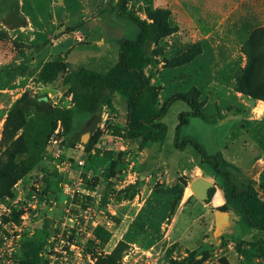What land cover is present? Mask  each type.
Instances as JSON below:
<instances>
[{"label": "rangeland", "instance_id": "obj_1", "mask_svg": "<svg viewBox=\"0 0 264 264\" xmlns=\"http://www.w3.org/2000/svg\"><path fill=\"white\" fill-rule=\"evenodd\" d=\"M115 1L0 0V168L11 158L8 147L18 146L20 131L6 121L15 101L45 95L52 107L72 109V96L65 85L68 70L83 67L104 73L117 60L118 49L108 41L116 28L126 32L125 38L134 37L136 26L116 16ZM50 2L53 19L49 12L46 19L44 8L49 11ZM21 34H32L34 38L25 42ZM245 40L240 48L243 54ZM45 42L49 46L46 62L40 48ZM150 50L154 51L153 61L143 67V72L149 84L159 89L156 108L173 94L191 92L195 88L190 84L192 76L199 85L206 82L207 90L205 86L198 89L197 97L202 118H191L181 127L178 142L191 141L207 158L226 149L224 154L242 170L232 172L237 191L243 189L248 178L263 184L264 173L257 176L254 170H248V165L264 154V101L259 100L254 107L251 123L240 115L218 122L229 113H244L242 103L232 104L234 99L247 98L235 90L241 67L230 73L195 75L172 66L183 55L192 54L194 46L167 54L160 40ZM33 51L38 52L37 56L31 54L27 59L38 58V64L30 72L29 85H18L17 54L26 56ZM47 63H58L61 73L54 79V74L47 73L45 82L39 73ZM211 79L233 88L227 90L233 98L219 90H209ZM113 101L101 108L92 133L85 132L91 121L87 115H77L68 134L58 124L40 164L20 176L9 194L0 197L5 208L0 210V221L8 223L12 231L15 226L21 228L15 232L20 236L18 260L25 243L34 239L42 244L40 264L263 263L264 236L249 229L239 202L225 201L228 189L222 179L208 164L201 163L191 145L182 149L173 145L177 115L187 110L185 104L171 105L161 121L166 132L141 150L137 141L128 142L124 137L126 116L120 114L123 98L114 95ZM106 112L114 114V120L106 117ZM246 127L249 131L244 133ZM199 177L213 184L208 191L213 190L212 195L204 202L189 189L190 182ZM32 195L37 200L34 205L30 202ZM141 202L144 205H138ZM68 205L64 221L63 209Z\"/></svg>", "mask_w": 264, "mask_h": 264}, {"label": "trees", "instance_id": "obj_2", "mask_svg": "<svg viewBox=\"0 0 264 264\" xmlns=\"http://www.w3.org/2000/svg\"><path fill=\"white\" fill-rule=\"evenodd\" d=\"M127 0H117L116 16L130 21L137 28L134 39L118 41L116 62L104 73H98L83 67L68 70L65 85L72 96V109L52 107L45 95L20 98L15 101L7 116L15 130L20 131L18 146L8 147L10 153L8 164L0 168V197L9 194V188L20 176L36 168L43 159L46 145L59 124L63 133L73 130L72 121L77 115H87L91 121L85 132L92 133L99 122L101 108L111 105L114 95H119L126 103V123L124 137L128 142H138V148L157 141L166 132L162 119L175 102H183L187 108L177 115L173 145L182 149L185 145L199 154L201 163L208 164L228 189L225 201L240 203V212L250 229L264 236V183L257 185L253 178L244 181L243 189L237 191L233 182V173L238 168L228 162L221 152L207 158L199 147L189 140L178 142L181 127L191 118H202L200 91L176 93L169 96L159 108H156L159 89L149 84L143 67L153 61L154 51L150 50L163 38L175 31L169 23L166 10H147L146 19H140L133 11L127 10ZM195 51L198 47L194 46ZM183 55L172 66H181L190 62L196 52ZM246 63L235 79V90L251 100L264 101V28L254 29L243 44ZM47 73L54 74L53 79L61 73L58 63H47L40 71L39 77L46 81ZM52 79V78H51ZM13 168L16 172L13 173ZM213 190L208 193L209 198ZM225 212V207L220 208ZM42 244L32 239L25 243L19 257V264H40ZM261 264H264L261 263Z\"/></svg>", "mask_w": 264, "mask_h": 264}, {"label": "crops", "instance_id": "obj_3", "mask_svg": "<svg viewBox=\"0 0 264 264\" xmlns=\"http://www.w3.org/2000/svg\"><path fill=\"white\" fill-rule=\"evenodd\" d=\"M52 3L50 2L49 4V11L47 8H44V16L46 19L48 12L51 13L50 16L53 19ZM126 7L128 11H133L142 20L146 19L148 9L151 11L157 9L168 11L169 23L175 28V31L161 40L164 44V50L167 54H174L184 51L189 47L197 46L199 49L190 62L173 67L179 70V72L189 70L195 75H200L201 73L208 75L223 72L230 73V70L232 71V69L238 66L242 69L246 63L245 55L240 49L243 41L254 29L264 28V0H127ZM24 28V25H22L21 30H24ZM136 34L137 32L134 34V37ZM125 35L126 32L117 27L115 33H112L108 41L112 43L113 47L118 49V41L121 39H128L125 38ZM20 36L25 42H29L31 38H34L32 34H27V36L21 34ZM134 37L132 39H134ZM101 41H103L102 38ZM48 47L47 42L40 44L41 52L43 51L45 55L43 58L45 59L44 62L48 61V55H46ZM31 54L37 56L38 52L35 54L34 51L33 53H27L25 54L26 56L17 54V59H19L17 62L20 67L18 74L15 75L18 85L26 84L25 86L28 87L31 75L30 72L32 68L38 64V58L27 59ZM238 59H241L239 62L240 65L236 66L235 62ZM3 63H5V61ZM39 69L40 66L37 71H35V75ZM210 82L209 90H219L227 94L229 99L233 98L231 93L227 92L228 89L233 90V88H229L230 86L226 82L218 81L219 83H214L213 79H211ZM190 84L191 87L202 90L206 82H204V85H199L197 78L194 79L192 76ZM204 89L206 91L207 86H205ZM233 93L238 95V93ZM113 97L111 99L112 102H114ZM258 102L260 103L259 100H251L249 98L234 99L232 104L238 105L242 103L241 112L244 111V113L236 115L229 113L218 122L222 124L226 119L237 118L240 115L242 120L251 123L250 120L252 118L250 114L253 109H255L254 107L258 105ZM217 103H219V100ZM121 110L120 114L126 116L125 101ZM231 126L228 127V139L231 138ZM248 131L246 127L244 133ZM225 150L226 149L220 151L223 157L237 167L235 163L229 160L224 154ZM261 153H264V146ZM237 168L240 169L239 167ZM248 170H254L257 176L263 174L264 154L254 158L248 165ZM143 203L144 202L138 203V205L141 206ZM227 219H229V214L226 216V220Z\"/></svg>", "mask_w": 264, "mask_h": 264}, {"label": "built area", "instance_id": "obj_4", "mask_svg": "<svg viewBox=\"0 0 264 264\" xmlns=\"http://www.w3.org/2000/svg\"><path fill=\"white\" fill-rule=\"evenodd\" d=\"M106 117H110L111 121L114 120V114L111 113H105ZM104 114H101V118H103ZM105 117V118H106ZM113 117V118H112ZM110 123V122H109ZM81 164V163H79ZM122 183V181H121ZM119 185L118 183L115 185L117 187ZM31 201H33V205L35 202H37L36 197L34 195L31 196ZM28 205L29 208H34V206ZM0 210L4 211V205L0 203ZM64 211V221L66 220V214L69 213V205L63 209ZM1 216V214H0ZM64 226V224H63ZM15 230H10L8 227V223H2L0 221V264H19L18 260V247L17 244L20 241L19 234H15V232L19 233L21 231L20 227H14ZM57 241L60 243L63 242L62 238L60 236H57ZM68 244V243H67ZM70 248H74L72 244H70Z\"/></svg>", "mask_w": 264, "mask_h": 264}, {"label": "water", "instance_id": "obj_5", "mask_svg": "<svg viewBox=\"0 0 264 264\" xmlns=\"http://www.w3.org/2000/svg\"><path fill=\"white\" fill-rule=\"evenodd\" d=\"M213 187V184L204 178H196L192 180L189 184V189L192 192L193 196L198 199L199 201H207L209 196H208V191L210 188ZM224 214L222 213L220 216H223ZM218 221V219H216Z\"/></svg>", "mask_w": 264, "mask_h": 264}]
</instances>
